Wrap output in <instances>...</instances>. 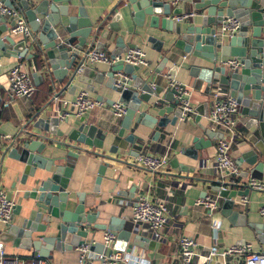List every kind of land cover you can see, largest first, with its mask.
<instances>
[{"label": "crops", "instance_id": "crops-1", "mask_svg": "<svg viewBox=\"0 0 264 264\" xmlns=\"http://www.w3.org/2000/svg\"><path fill=\"white\" fill-rule=\"evenodd\" d=\"M33 1L37 4L41 0ZM195 1L197 0H181L176 5L182 8V14L192 13L188 20L179 22L182 29L192 22L198 24L200 21V14L192 6ZM117 2L119 0H63L59 2V6H69V15H77V29H85L88 26L94 29L98 24H102L99 35L107 37L106 49H103V51H106L109 55L116 50L115 45L118 37H121L125 44L135 43V47L141 48L146 56V65L141 66V69L144 70L149 82L154 86L168 87L171 80H169L167 73L169 68L177 64L178 69L172 81L193 89L192 105L194 106V114L187 119L178 118L174 126L168 125L163 129L155 126L154 129H150L135 122L138 113L146 109L147 105L142 102L138 112L134 115L130 128L123 133L122 137H119L123 117L114 116L110 107L111 103L119 100V93L106 87V78L101 83L91 79L90 84L93 91L87 90L86 84L78 81V79L72 81L71 85L73 87L71 85L65 87L66 81L64 80L59 85L48 88L46 82L47 89H45V87L40 86L43 85L45 76H42L44 71L39 58L15 57L9 54L6 55L0 50V105L5 100V90L8 84L7 73L12 67L21 65L30 73L31 77L33 73H36L42 79L37 82L38 84L34 82L38 87L32 98H17L8 106L0 107V187L6 191L8 198L15 202L10 224H18L25 216L31 215L32 217L34 210L28 211L27 206L31 202L23 199L22 196L24 189L29 187L20 183L24 164L9 157L8 153L3 155L5 145L13 139L27 137V131L46 135V132L34 128L33 125L37 117L56 116L54 114L55 103L50 101L52 95L56 93L59 94V97L74 99L78 92L85 90L91 97L101 101L102 105L93 108L83 116L69 115L64 118L68 120V123L60 121L57 130L62 133V136L57 135V130L53 129L48 135L55 141L66 142L69 130L78 124L81 117L85 118L86 123L96 125L98 129L106 134L102 149L82 147L89 151L100 152L111 159L81 153L74 162L68 187L66 188L75 202L76 193L85 194L84 210L86 213H93V215L96 213L95 224L109 225L114 217L118 219L119 223L117 224L121 229L132 233L141 231L142 236H145L147 234L145 230L136 231L137 229L130 218V207L137 194L148 193L151 198L165 202L168 208L167 222L161 237L157 240L149 237L148 247L143 248L153 262L166 261L171 264H179L176 253L178 239L182 235L193 237L199 249H207L217 244L223 250L232 245L252 243L255 251H263L264 216L261 215L260 209L264 206V191H252L248 196L249 202L246 206L241 203L242 197H237L233 212L237 211L239 214L234 219L221 197L218 210L210 215L205 207L196 204V201L205 195L218 196V193L214 190L216 185L214 181L219 179V173L215 166L217 138H211V145L199 151L200 156L205 158V165L202 168L198 166L197 159H192L184 152L190 149L195 137L208 139L202 133V129L210 126L208 120L210 90L218 89L219 85L214 84L217 80L206 83L197 77L191 76L189 67H210V64L200 57L185 53L174 47L173 43L176 35L161 29L160 22L156 27L152 25L150 16H145L143 24L133 26V33H129L127 29L131 26L132 19L127 6L124 4L125 0L122 1L123 3L119 5L115 13L108 15ZM68 17H62L63 21L67 22ZM60 35L63 37L65 34L61 33ZM151 38L161 41V52L153 48L155 43L149 40ZM164 56L168 57V61L157 73L159 63ZM86 67L103 71L107 70L109 65L98 62L89 64ZM223 93L229 95L228 89L225 88ZM154 99L152 97L150 102ZM41 109H44L41 115H37L33 119L35 113ZM149 112L154 114V112ZM168 117L171 118L172 114H168ZM249 120L250 117L243 113V107L240 104L237 127L240 137L232 148V155L236 161L245 151L250 149L247 142H245V138L249 137ZM210 129L220 133L218 127L211 126ZM155 131H160L157 140H153ZM131 132L140 138L133 146L125 141V137ZM114 146L116 151L111 152ZM168 148L170 149L169 162L162 171L152 173L145 168L135 166L133 163L134 158L139 153L162 154ZM67 150L66 147L59 144H47L42 151V155L48 158L64 157ZM101 161H105L110 166L105 169L99 190L94 193L95 178ZM64 162V160L56 161L57 164L61 165H64ZM247 167L246 164H243L241 173ZM190 169L192 171H188ZM36 171L39 172L40 170L37 169ZM29 179L31 180L30 177ZM241 217H244V219H241ZM215 224H219L218 230L214 229L213 225ZM8 226L0 225V233L7 256L20 257L31 263L34 260L32 256L33 249L24 248L21 243L15 242L14 237L8 231ZM105 230L107 228H90L86 238L81 237L80 232H70L66 235L67 240L63 242V246L46 251L49 256L43 259L48 260L51 264H77V247L72 246L70 243L73 240L76 243L81 240L101 242ZM118 232H116V239ZM53 234H56V232H45L43 235ZM40 235L34 232L32 238L38 239L37 237ZM130 241L131 239L128 241L121 240V243L127 245ZM194 261L197 264H232V258L224 259L221 256H216L207 262L199 258H195Z\"/></svg>", "mask_w": 264, "mask_h": 264}, {"label": "water", "instance_id": "water-1", "mask_svg": "<svg viewBox=\"0 0 264 264\" xmlns=\"http://www.w3.org/2000/svg\"><path fill=\"white\" fill-rule=\"evenodd\" d=\"M0 1L10 9L20 10L32 31L31 36L12 34L11 28L14 20L0 14V50L6 55L15 57L39 58L44 71L42 76H45L52 88L64 80L66 81L65 87H69L72 81L78 79L86 84L87 90L93 91L90 84L91 79L101 83L106 78V87L118 92V101L127 105L126 113L121 120L119 137H122L123 133L130 128L134 115L138 112L142 102L147 106L138 113L136 124L150 129H154L155 126L163 129L168 125L174 126L181 117L177 91L171 87L152 85L141 66H132L117 61L107 70L97 71L95 68L84 67L81 73H77L83 61L82 52L87 53L91 49L95 51L106 49L107 37L99 35L102 24H98L94 29L89 26L85 29H77V15H69V6H59V2L63 0H41L37 4L33 0ZM122 1L124 0H119L108 15L115 13L119 5L123 3ZM124 4L132 19V24L127 29L129 33H133V26L143 24L145 16H150L152 25L156 27L160 22L161 29L176 35L174 47L200 57L210 64V67H189L190 75L206 83L217 80L214 84L227 88L230 95L236 97L242 105L243 113L250 117L249 137L245 138L250 149L237 159L241 167L243 164L248 166L240 174L239 179L264 180V5L262 1L197 0L192 6L200 14V21L198 24L192 22L183 29L179 22L172 19L183 13L182 8L179 6L172 8L171 0H125ZM65 16H69L67 22L62 19ZM226 16L237 17L242 27L237 35L221 39L217 35V29ZM61 33L65 35L61 37ZM149 40L155 43L153 48L161 52V41L152 38ZM115 46L116 50L110 55L112 58L136 45L135 43L125 44L123 39L118 37ZM229 58H237L240 64L236 67L225 65L224 62ZM167 61L168 57L164 56L159 63L157 73ZM177 69V64L169 68L167 73L169 80H173ZM119 72L130 77L128 82L121 79V87L115 86V74ZM32 77L36 84L42 80L41 76L36 73H33ZM152 97L155 99L150 102ZM43 111L44 109H41L35 113L33 119L41 115ZM170 113L171 118L168 117ZM60 121L68 123V120H62L56 116L37 117L33 126L46 132V135L27 131V137L13 139L4 147L3 155L8 153L9 157L24 164L20 183L29 187L24 189L22 196L23 199L31 202L28 203V211L34 210L32 217L31 215L25 216L18 224L8 226V231L14 237L15 242L21 243L24 248L33 249V257L44 258L49 256L46 251L63 246V242L67 240L66 235L70 232H80L79 235L86 238L90 228H107L114 232L119 231L114 242V249L130 250L134 246L148 247V234L142 236V232L132 233L121 229L117 224L118 219L114 217L109 225L95 224L96 213L93 215L84 210L85 194L76 193L75 202L66 190L74 162L81 153L94 154L100 158H111L82 147L102 149L106 138V134L96 125L86 123L84 117L79 118L78 124L69 130L66 142L55 141L48 133L52 129L57 130ZM210 127L202 129L204 136L208 137L207 140L195 137L190 149L184 151L192 159L198 160L200 168L204 167L205 158L200 156L199 151L211 145V138L218 139L222 136V133H216ZM56 133L62 136L60 131L57 130ZM159 134L160 131H155L153 140H157ZM139 139L132 132L125 137V141L132 146ZM53 143L68 149L64 157L48 158L42 155L47 144L52 145ZM115 151L114 146L111 152ZM58 160H64L65 164H57ZM108 166H110L108 163L101 161L95 178L94 193L99 190L100 181ZM37 169L40 171H36ZM29 177L31 180H28ZM214 183L216 184L214 190L224 199L225 206L234 219L239 214L237 211L233 212L235 199L249 196L253 190L245 184L239 185L236 180L225 183L216 180ZM34 232L41 234L37 237L38 239L32 238ZM45 232H56V234L43 235ZM130 239L127 245L121 243V240ZM84 242L81 240L76 243L73 240L70 244L78 247ZM91 249L96 252L105 250L101 242H96Z\"/></svg>", "mask_w": 264, "mask_h": 264}, {"label": "built area", "instance_id": "built-area-1", "mask_svg": "<svg viewBox=\"0 0 264 264\" xmlns=\"http://www.w3.org/2000/svg\"><path fill=\"white\" fill-rule=\"evenodd\" d=\"M181 0H171L172 5H178ZM264 5V0H261ZM0 14L14 20L11 33L14 35L31 36L32 31L24 14L17 9H10L0 2ZM192 16V13L181 14L172 18L176 22L186 21ZM242 27L241 21L235 16H226L222 19L217 29V35L221 39L231 38L240 32ZM83 61L77 69L81 73L83 68L93 63H106L109 66L117 61L130 64L132 66H145L146 56L144 51L139 47H134L114 56L113 58L103 50H89L82 53ZM225 65L238 66L240 60L229 58L224 62ZM121 79L130 81V77L119 72L115 74V86L121 87ZM174 80V79H173ZM7 87L5 100L0 107H6L17 98L30 99L36 92V85L30 73L21 65L12 67L7 73ZM168 87L177 91V99L181 108V119H187L194 114L192 105L193 89L187 85L170 81ZM224 86L219 85L218 89L210 90V110L208 120L210 126L219 128L222 136L217 139V150L215 156V166L219 173V179L223 183L238 181L239 185L245 184L253 191H264V181L254 178L239 179L241 166L237 163L232 155L233 145L240 137L238 131V122L240 116V104L236 97L225 95ZM50 101L55 103L54 114L59 119H64L69 115L83 116L88 111L102 102L91 97L88 92L82 90L78 92L74 99L59 97V94H53ZM114 116L122 118L127 109V105L115 101L110 105ZM170 149H166L162 154L139 153L134 158V165L145 168L149 172L155 173L162 171L169 162ZM225 188V186H222ZM220 196H206L196 201L197 205L205 207L209 213L218 210ZM249 197L241 198V203L248 205ZM15 202L8 198L6 191L0 187V225L8 226L13 217ZM168 208L165 202L151 198L148 193H140L134 197L130 207V218L134 223L136 231L145 230L148 236L154 240L161 237L163 228L167 222ZM261 215L264 216V206L260 209ZM215 230L219 229V224L213 225ZM141 232V231H140ZM116 240V232L105 230L102 238L104 251L96 252L91 247L96 241L84 242L77 247L78 260L77 264H171L166 261L153 262L143 248L134 246L130 250H116L113 248ZM177 256L179 264H197L195 258L205 262L221 256L224 259L232 258V264H264V250L255 251L252 243L242 245H232L221 250L217 244L207 249H199L196 240L191 236L182 235L178 239ZM31 263L20 257H8L5 251L4 242L0 233V264H51L38 256L33 257Z\"/></svg>", "mask_w": 264, "mask_h": 264}, {"label": "trees", "instance_id": "trees-1", "mask_svg": "<svg viewBox=\"0 0 264 264\" xmlns=\"http://www.w3.org/2000/svg\"><path fill=\"white\" fill-rule=\"evenodd\" d=\"M40 64H41V62H40ZM46 82H47V84H46ZM43 85H40V86H43V87H45V89H47V86H49L48 88H52L51 86H50V84H49V81L47 80V79H45V81L42 83ZM47 85V86H46ZM37 87L38 86H36V89H37Z\"/></svg>", "mask_w": 264, "mask_h": 264}]
</instances>
